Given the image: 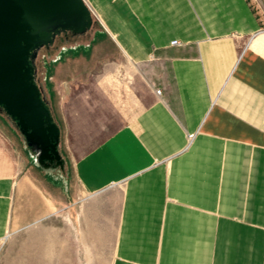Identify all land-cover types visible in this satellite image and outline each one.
Instances as JSON below:
<instances>
[{
	"label": "crops",
	"instance_id": "0c3cea01",
	"mask_svg": "<svg viewBox=\"0 0 264 264\" xmlns=\"http://www.w3.org/2000/svg\"><path fill=\"white\" fill-rule=\"evenodd\" d=\"M84 1L149 81L72 165L80 190H119L112 264H264V0ZM84 116L82 134L103 129ZM13 188L0 175V239Z\"/></svg>",
	"mask_w": 264,
	"mask_h": 264
},
{
	"label": "rangeland",
	"instance_id": "374dc122",
	"mask_svg": "<svg viewBox=\"0 0 264 264\" xmlns=\"http://www.w3.org/2000/svg\"><path fill=\"white\" fill-rule=\"evenodd\" d=\"M81 21L63 20L29 51L32 83L58 131L49 141L53 147L29 143L0 106V175L14 178L0 264L113 263L119 190H80L72 165L125 122L127 112L130 117L148 103L149 81L143 67L121 55L89 6ZM105 98L119 116L107 112ZM87 106L104 112V126L84 135L79 122Z\"/></svg>",
	"mask_w": 264,
	"mask_h": 264
},
{
	"label": "water",
	"instance_id": "95a60500",
	"mask_svg": "<svg viewBox=\"0 0 264 264\" xmlns=\"http://www.w3.org/2000/svg\"><path fill=\"white\" fill-rule=\"evenodd\" d=\"M80 0H0V106L17 122L29 143H37L35 133L44 139L57 138L36 87L32 83L29 51L49 39L50 32L64 22L77 26L86 9ZM47 21L43 33L39 28ZM35 33V35H34Z\"/></svg>",
	"mask_w": 264,
	"mask_h": 264
},
{
	"label": "bare ground",
	"instance_id": "6f19581e",
	"mask_svg": "<svg viewBox=\"0 0 264 264\" xmlns=\"http://www.w3.org/2000/svg\"><path fill=\"white\" fill-rule=\"evenodd\" d=\"M77 6L80 7V8H84V9H86V6L88 7V5L85 3L84 0H80V2H78ZM47 25H48V22H47V21H44V22L41 24V26H40V28H39V30H40L41 33H43V32L45 31V29L47 28ZM34 35H35V33H34ZM31 136H33V137L36 139L37 142H40V143H41V141L45 142L44 139L40 138V137H39L37 134H35V133L31 134ZM45 143H46V142H45Z\"/></svg>",
	"mask_w": 264,
	"mask_h": 264
},
{
	"label": "built area",
	"instance_id": "2783aa9c",
	"mask_svg": "<svg viewBox=\"0 0 264 264\" xmlns=\"http://www.w3.org/2000/svg\"><path fill=\"white\" fill-rule=\"evenodd\" d=\"M178 44H179V43L176 42V41L171 42V45H172V46H176V45H178ZM156 93L159 94V91H156ZM187 137H188V143H189V142L192 140L193 135H188Z\"/></svg>",
	"mask_w": 264,
	"mask_h": 264
}]
</instances>
